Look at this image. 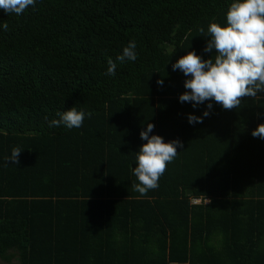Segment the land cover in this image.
<instances>
[{"label":"trees","instance_id":"trees-1","mask_svg":"<svg viewBox=\"0 0 264 264\" xmlns=\"http://www.w3.org/2000/svg\"><path fill=\"white\" fill-rule=\"evenodd\" d=\"M232 2L36 0L21 15L0 9L1 260L264 264V139L252 136L264 123V92L232 110L214 101L194 108L179 100L190 77L172 68L189 51L214 59L204 51L207 27L225 24ZM133 40L137 59L120 63ZM73 107L85 113L80 128L49 127ZM206 110L202 123H189ZM148 123L150 136L183 147L141 196L133 170ZM15 147L18 165L6 159Z\"/></svg>","mask_w":264,"mask_h":264},{"label":"clouds","instance_id":"clouds-1","mask_svg":"<svg viewBox=\"0 0 264 264\" xmlns=\"http://www.w3.org/2000/svg\"><path fill=\"white\" fill-rule=\"evenodd\" d=\"M35 5L36 0H0V9L8 14L21 15ZM2 27L5 31L9 29L6 22ZM200 32L204 33L205 29L202 27ZM207 35L210 40L204 51L215 50L214 59L212 56L205 60L195 51H189L172 65L173 71L179 70L190 77L185 81L186 91L180 95V102H191L195 108L205 101H214L223 109L232 110L238 108L244 98H255L264 92V0H234L226 10V23L222 25L213 19L207 27ZM135 49V41H130L116 60L120 63L125 59L135 61ZM107 63V74L115 75L117 63L111 57ZM157 83L163 85V80ZM207 107L211 110L212 103ZM209 115L207 110L203 117L189 114L188 121L190 124L202 123ZM57 116L59 119L51 120L49 127L63 125L72 129L83 125L85 113L73 107L58 112ZM154 128V124L148 123L147 129L141 131V139L147 142L135 157L133 174L138 183L133 185V190L141 196L159 187L167 165L178 155L177 148L183 147L179 140L166 143L160 135L150 136ZM252 136L264 139V123L253 130ZM21 152L19 147L13 148L7 161L18 165Z\"/></svg>","mask_w":264,"mask_h":264},{"label":"rangeland","instance_id":"rangeland-1","mask_svg":"<svg viewBox=\"0 0 264 264\" xmlns=\"http://www.w3.org/2000/svg\"><path fill=\"white\" fill-rule=\"evenodd\" d=\"M0 264H21L19 259H14L11 263H6L3 260L0 259Z\"/></svg>","mask_w":264,"mask_h":264},{"label":"crops","instance_id":"crops-1","mask_svg":"<svg viewBox=\"0 0 264 264\" xmlns=\"http://www.w3.org/2000/svg\"><path fill=\"white\" fill-rule=\"evenodd\" d=\"M194 200H200V201H201L200 203H202V199H193V200H192V203H193V204H195V203H194ZM208 202H209L208 200H205V203H208ZM200 203H198V204H200Z\"/></svg>","mask_w":264,"mask_h":264},{"label":"built area","instance_id":"built-area-1","mask_svg":"<svg viewBox=\"0 0 264 264\" xmlns=\"http://www.w3.org/2000/svg\"><path fill=\"white\" fill-rule=\"evenodd\" d=\"M201 201L200 200H194V203L195 204H198V203H200Z\"/></svg>","mask_w":264,"mask_h":264},{"label":"water","instance_id":"water-1","mask_svg":"<svg viewBox=\"0 0 264 264\" xmlns=\"http://www.w3.org/2000/svg\"><path fill=\"white\" fill-rule=\"evenodd\" d=\"M188 193H190V191H188Z\"/></svg>","mask_w":264,"mask_h":264}]
</instances>
